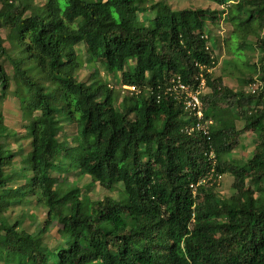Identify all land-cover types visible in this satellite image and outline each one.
I'll list each match as a JSON object with an SVG mask.
<instances>
[{"label": "trees", "instance_id": "16d2710c", "mask_svg": "<svg viewBox=\"0 0 264 264\" xmlns=\"http://www.w3.org/2000/svg\"><path fill=\"white\" fill-rule=\"evenodd\" d=\"M211 1L222 9H174L166 0H0V31L16 29L15 45L42 73L13 72L31 174L12 169L13 151L1 140L12 132L0 112V195L13 202H0V264H264V88L235 89L214 76L218 57L207 34L209 24L230 23L235 56L244 57V47L261 52L245 84L264 81V0ZM6 54L0 32V100L11 83ZM98 62L137 91L118 102L114 87L96 77ZM84 65L94 68L91 81L79 78ZM178 76L195 89L204 78L208 135L189 130L197 116L167 91ZM62 120L76 123L70 140ZM248 130L256 146L233 156ZM75 168L109 190L121 183V197L92 200L77 185L59 186L54 172ZM224 174L233 177V193L221 197ZM31 198L47 209L36 234L12 216ZM55 226L64 236L49 244L43 235Z\"/></svg>", "mask_w": 264, "mask_h": 264}, {"label": "rangeland", "instance_id": "374dc122", "mask_svg": "<svg viewBox=\"0 0 264 264\" xmlns=\"http://www.w3.org/2000/svg\"><path fill=\"white\" fill-rule=\"evenodd\" d=\"M47 0H34L35 4L42 5ZM174 9L183 7H213L222 9V6L211 1V0H166ZM232 1V0H231ZM1 7V6H0ZM116 16V13L113 12ZM148 12L140 13V21L143 23H148L144 15ZM223 21L216 24H209L207 34L210 37V44L214 46V54L218 57V64L212 69L214 76H222L225 84L231 86L232 88L243 87L245 90H250L249 85H246L244 80L250 77V72L252 71V66L254 63L258 62L261 52L257 49H250L244 47L243 51L246 54L244 57L239 58L235 56L233 51L234 40L231 36L234 33V28L230 23H222ZM1 35L4 38V46L6 48L7 54L3 57V65L10 78V87L7 95L1 96L0 100V112L2 113V122L12 133L2 141L6 140L14 154L12 159V169L16 171H22L24 174H31L29 166L24 162L27 158V154L30 151V138L27 135V120L23 115V109L21 107L19 95L15 92H19L21 89L20 82L14 78L15 67H20L32 72L35 77H41L42 73L37 65L36 61L28 58L27 54L22 52L20 48L15 45L19 34L16 29H1ZM253 40L252 37L249 41ZM252 42V41H251ZM77 51L80 58L86 64V59L88 57L86 53V45L84 43H79L76 45ZM96 77L103 79L108 84L114 85L116 98L118 102L126 100L130 93L120 87L119 79L121 77V72L107 73L102 68L101 64L96 63ZM94 68L90 65H84L79 71V78L83 81H91L92 73ZM251 86V85H250ZM232 123V121H231ZM236 124L240 127L242 121H236ZM63 133L69 136L73 135L77 131L76 123L70 122L68 120H62ZM257 144V138L254 133L250 130L245 131L239 141V144L233 151V156L241 157L242 154L251 152ZM74 149H77V143H71ZM244 147V148H243ZM76 150L72 153L75 154ZM64 153V152H63ZM55 177H60L59 186L66 187L68 185H77L81 188V194L85 198L92 200L103 199L105 196H111L115 199L121 197L122 184L119 183L111 190L103 188L98 182H95L89 175H82L80 171L75 168L70 172L58 173L54 172ZM63 178V179H62ZM233 177L230 174H224L221 178L220 185L216 188V191L221 197L229 196L233 193V188L231 186ZM23 180H15L14 184H22ZM0 202L6 205H13V202L6 199L4 196L0 195ZM9 209L11 206H8ZM47 209L43 207L36 199L31 198L28 202L18 204L14 206L12 216L19 215L24 221V225L29 228L33 233H39L42 229L43 222L46 218ZM64 236L62 230L58 227H52L49 232L43 235L45 241L49 244H54L59 241V239Z\"/></svg>", "mask_w": 264, "mask_h": 264}, {"label": "built area", "instance_id": "2783aa9c", "mask_svg": "<svg viewBox=\"0 0 264 264\" xmlns=\"http://www.w3.org/2000/svg\"><path fill=\"white\" fill-rule=\"evenodd\" d=\"M111 87L114 85L110 84ZM257 86L264 88V81H258L250 86V90H256ZM120 87L130 92L137 91L135 85H121ZM167 91L172 92L174 98L181 101L185 110L190 111L191 114L197 116L198 120L194 122L189 130H199L203 134L208 135L211 128V121L203 120V104L201 94L207 91L204 78L201 79L199 88L195 89L191 84L181 81L180 77L172 79L171 84L167 87ZM221 178V176H220Z\"/></svg>", "mask_w": 264, "mask_h": 264}, {"label": "crops", "instance_id": "0c3cea01", "mask_svg": "<svg viewBox=\"0 0 264 264\" xmlns=\"http://www.w3.org/2000/svg\"><path fill=\"white\" fill-rule=\"evenodd\" d=\"M222 23H228V22L223 21Z\"/></svg>", "mask_w": 264, "mask_h": 264}]
</instances>
